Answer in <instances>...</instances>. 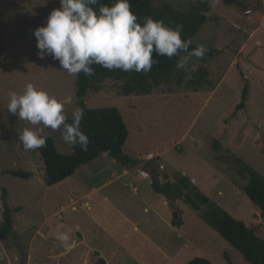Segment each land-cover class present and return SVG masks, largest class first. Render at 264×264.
<instances>
[{
    "label": "rangeland",
    "instance_id": "obj_1",
    "mask_svg": "<svg viewBox=\"0 0 264 264\" xmlns=\"http://www.w3.org/2000/svg\"><path fill=\"white\" fill-rule=\"evenodd\" d=\"M148 1L205 14L191 41L213 55L193 57L197 71L176 69L146 95H122V79L95 82L86 106L120 110L128 129L122 150L136 163L101 153L48 186L37 149L25 151L19 143L18 134L36 126L7 106L9 92L22 93L31 82L72 116L75 76L50 56L40 59L33 34L60 1L0 0V187L16 235L0 238V264H21V251L26 264H187L194 256L227 264L224 254L233 264H249L203 215L208 204L217 205L264 237V216L243 192L240 171L245 164L264 177V0ZM244 81L245 104L235 110ZM62 130L44 128L43 134L68 154ZM18 169L28 177L5 173ZM151 172L159 182L186 175L209 203L195 210L184 198H166L152 188ZM1 212L0 190V221ZM173 213L179 226L171 225ZM61 233L67 242L57 238Z\"/></svg>",
    "mask_w": 264,
    "mask_h": 264
},
{
    "label": "clouds",
    "instance_id": "obj_2",
    "mask_svg": "<svg viewBox=\"0 0 264 264\" xmlns=\"http://www.w3.org/2000/svg\"><path fill=\"white\" fill-rule=\"evenodd\" d=\"M182 31V24L169 27L151 17L139 23L129 0H115L111 5L100 4L99 0H60V7L52 9L46 23L33 34L40 59L50 56L59 61L61 69L78 77L81 72L93 75L94 64L108 70L146 73L157 63L153 53L178 57V69L195 72L198 66L191 63L192 58H202L207 49L198 45L189 50L192 41L182 39ZM7 110L36 126L18 134L25 151L45 147L44 128L58 130L61 126L66 144L88 149L89 137L80 127L84 109L75 107L72 122L68 123L65 104L31 82L26 83L22 93L9 92ZM57 238L67 242L69 235L61 233Z\"/></svg>",
    "mask_w": 264,
    "mask_h": 264
},
{
    "label": "trees",
    "instance_id": "obj_3",
    "mask_svg": "<svg viewBox=\"0 0 264 264\" xmlns=\"http://www.w3.org/2000/svg\"><path fill=\"white\" fill-rule=\"evenodd\" d=\"M60 1V0H59ZM232 2V0H225ZM115 0H99L100 4L111 5ZM131 10L137 15L138 22L143 24L145 17H151L155 20H162L169 27H175L176 24L183 25L181 33L182 39H191L200 29L206 16L200 13L196 8L188 12L178 11L167 3L153 5L148 0H129ZM204 8L207 7L202 2ZM98 8V5L95 6ZM200 44L191 43L190 49L196 48ZM205 47V46H204ZM204 56H212L214 50L207 48ZM183 55V53H182ZM157 63L153 64L149 72L122 71L120 69L108 70L98 64L92 65L94 74L86 76L83 72L78 77L75 76L73 103L77 107L84 109V118L81 121V131L89 137L87 151L81 150L79 145L71 146L68 154H62L57 151L54 141L47 137L46 146L37 149L43 163V180L46 185H54L71 176L82 165L96 159L101 153H106L114 158L118 163L123 165H134L136 160L123 153V146L128 137V129L120 110L116 106H105L89 108L85 104V96L95 82L105 78L122 79V95H146L157 86L162 84L171 76L176 69L178 57L168 58L167 56H156L153 53ZM204 74V70H199ZM199 86L201 81L195 82ZM248 92L247 82L244 81L241 89V97L235 110L244 107L246 95ZM68 123L72 122V116L67 119ZM241 175L246 179L242 190L248 199L253 203L261 215L264 216V177L257 171L251 169L245 164L240 166ZM5 173L15 177H28V172L22 170H6ZM152 188L162 193L166 198H184L193 208L199 209V204H208L209 199L191 182L186 175H180L176 182H159L154 172L149 174ZM2 199V212L0 221V238L9 235L16 239L13 232L11 209L5 201L6 190L0 187ZM209 209L203 215L206 221L219 236L235 249L239 255L249 264H264V237L261 238L255 234L253 226L246 225L243 221L236 220L225 210L214 204H208ZM180 219L171 220V225L179 226ZM21 264H26V256L23 251L20 252ZM227 264H233L230 258L224 254ZM101 261V260H100ZM102 262V261H101ZM187 264H213L205 257L194 256L187 261Z\"/></svg>",
    "mask_w": 264,
    "mask_h": 264
},
{
    "label": "water",
    "instance_id": "obj_4",
    "mask_svg": "<svg viewBox=\"0 0 264 264\" xmlns=\"http://www.w3.org/2000/svg\"><path fill=\"white\" fill-rule=\"evenodd\" d=\"M173 218L176 219V215H175V213H173Z\"/></svg>",
    "mask_w": 264,
    "mask_h": 264
}]
</instances>
